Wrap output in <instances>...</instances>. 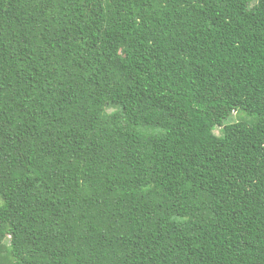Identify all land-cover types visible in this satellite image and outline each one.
<instances>
[{
	"label": "trees",
	"instance_id": "obj_1",
	"mask_svg": "<svg viewBox=\"0 0 264 264\" xmlns=\"http://www.w3.org/2000/svg\"><path fill=\"white\" fill-rule=\"evenodd\" d=\"M0 264H264V0H0Z\"/></svg>",
	"mask_w": 264,
	"mask_h": 264
},
{
	"label": "rangeland",
	"instance_id": "obj_2",
	"mask_svg": "<svg viewBox=\"0 0 264 264\" xmlns=\"http://www.w3.org/2000/svg\"><path fill=\"white\" fill-rule=\"evenodd\" d=\"M113 111V109H110L109 112ZM237 121H245L248 123H252L254 121V118L252 116H249L246 113L242 112H233L232 115L226 120V122H237ZM215 132L217 134L221 133L220 128H216Z\"/></svg>",
	"mask_w": 264,
	"mask_h": 264
}]
</instances>
